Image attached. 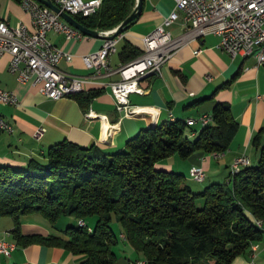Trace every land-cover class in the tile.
Here are the masks:
<instances>
[{
	"label": "trees",
	"instance_id": "1",
	"mask_svg": "<svg viewBox=\"0 0 264 264\" xmlns=\"http://www.w3.org/2000/svg\"><path fill=\"white\" fill-rule=\"evenodd\" d=\"M133 5L134 0H101L94 14L71 17L87 30L107 31ZM129 50L119 53L123 63L140 54ZM95 95L67 97L85 107ZM186 125L175 120L142 129L109 153L63 140L46 149L42 164L31 160L22 170L0 166V217L11 220V240L21 247H61L81 256L78 264H112L114 220L124 241L147 264H230L248 252L250 243L261 240L263 229L256 222L264 225V144L254 165L230 172L227 183H211L193 193L182 175L155 165L172 155L221 154L237 124L227 104L216 102L210 124L191 140ZM32 214L51 226L70 217L90 221L92 227L67 226L61 236H23L21 218Z\"/></svg>",
	"mask_w": 264,
	"mask_h": 264
},
{
	"label": "crops",
	"instance_id": "2",
	"mask_svg": "<svg viewBox=\"0 0 264 264\" xmlns=\"http://www.w3.org/2000/svg\"><path fill=\"white\" fill-rule=\"evenodd\" d=\"M172 8V0H141L138 17L115 41V51L107 58L109 67L124 64L119 55L123 48L141 53L142 38L159 26ZM0 21L9 26L23 24L29 31L32 30L28 15L16 0H0ZM181 22L182 16L178 14V19L163 30L176 37L183 32ZM46 37L53 46L71 56L69 62L60 61L57 68L69 76L84 79L81 84L83 94L96 95L85 107L68 97L46 99L30 84L17 83L14 76L7 72L8 56H2L0 89L12 93L17 105L0 106V117L11 128V133L0 132V166L22 170L31 160L42 164L46 149L63 140L83 148L94 146L102 152H115L140 130L175 120L184 123L191 120L190 124L186 123L185 132L191 140L203 126L210 124V121L202 124L200 118L210 117L216 102L227 104L229 114L237 124L227 150L216 156L195 153L186 160L172 155L158 162L155 168L182 175L197 167L203 172V181L211 184L227 183L231 164L238 157L247 158L249 165L250 162L255 164L258 148L264 144V67L257 66L252 56L237 55L229 59L217 48L218 38L213 35L191 40L180 46L160 67L159 76H147L138 81L141 94L129 95L130 106L153 111L125 118L115 111L110 96L109 86L118 80V76L87 69L81 60L82 56L97 51L103 39L83 35L82 38L64 40L52 32ZM195 51L198 52L194 54ZM87 112L105 117L106 125L97 118L86 119L84 115ZM113 124L117 125L116 129L110 128ZM39 129L43 132L35 139L34 133ZM188 178L193 181L189 175ZM187 186L189 189L198 188L191 183ZM74 225H77V220ZM54 226L32 214L21 218L20 233L23 236H61L63 228ZM262 229L261 240L255 242L254 264H264V225ZM11 230V220L0 217V240L14 244L8 257L0 254V264H78L82 260L81 256L72 255L61 247L16 245L11 240ZM121 236L123 234L118 229L116 240L119 242L112 264H147L142 255L133 251ZM249 260V252H245L230 264H247Z\"/></svg>",
	"mask_w": 264,
	"mask_h": 264
},
{
	"label": "built area",
	"instance_id": "3",
	"mask_svg": "<svg viewBox=\"0 0 264 264\" xmlns=\"http://www.w3.org/2000/svg\"><path fill=\"white\" fill-rule=\"evenodd\" d=\"M60 11L69 16L88 17L99 8L101 0H50ZM173 8L165 16L159 26L142 38L143 50L128 62L111 68L107 58L115 51L114 45L118 36L104 39L100 48L82 56L81 60L87 69L95 72L102 70L105 75L116 74L118 80L109 86L110 96L115 111L122 117L134 118L148 113L150 108L130 106L128 97L141 94L138 81L147 76H159L160 67L183 44L191 40L213 35L218 38L217 48L229 59L235 56H252L257 66L264 67V0H172ZM21 10L28 15L31 31L23 24L9 26L0 21V58L8 56L7 72L14 76L19 84H30L40 95L49 100H58L81 92V84L85 82L79 77L69 76L57 68L60 61L69 62L71 56L53 46L47 39L49 32L58 34L64 40L82 38L83 35L63 21L58 14L33 0H20ZM182 16L183 32L171 37L163 30ZM109 36L112 30L98 32ZM198 51L193 52L196 54ZM16 106L15 96L0 89V106ZM153 111V110H152ZM85 118H97L106 125L105 117L95 116L87 112ZM210 117H201L200 122L206 124ZM191 123V120L185 121ZM104 125V126H105ZM106 127V126H105ZM116 129L117 125H110ZM0 132L11 133L9 124L0 117ZM42 129L35 131L38 138ZM214 156L217 153H211ZM245 157L236 158L230 167L248 165ZM195 182L203 181L200 168L188 170ZM262 226L260 222H256ZM77 224L85 225L82 220ZM90 231V229H89ZM14 244L0 240V254L8 257ZM257 250L255 242L248 246L247 264H254L253 257Z\"/></svg>",
	"mask_w": 264,
	"mask_h": 264
},
{
	"label": "water",
	"instance_id": "4",
	"mask_svg": "<svg viewBox=\"0 0 264 264\" xmlns=\"http://www.w3.org/2000/svg\"><path fill=\"white\" fill-rule=\"evenodd\" d=\"M33 1L39 3L40 5H42L46 8H48L50 11L58 14V16L63 21H65L68 25H70L72 28L77 30L82 35L87 36V37H92V38H102L103 40L104 39H112V38L120 35L121 33H123L125 31L127 24L130 22H133L138 17L139 11H140V6H141V0H134V5H133V8H132L131 12L129 13V15L120 24H118L115 28L111 29L112 30L111 35L102 36L97 31L87 30V29L83 28L82 26H80L77 22L74 21V19L71 16L60 11L55 5H53L50 2V0H33Z\"/></svg>",
	"mask_w": 264,
	"mask_h": 264
},
{
	"label": "rangeland",
	"instance_id": "5",
	"mask_svg": "<svg viewBox=\"0 0 264 264\" xmlns=\"http://www.w3.org/2000/svg\"><path fill=\"white\" fill-rule=\"evenodd\" d=\"M176 158H177V157H176ZM180 159H181V158H180ZM186 159H188V158H186ZM186 159H182V160H186ZM159 162H160V161H159ZM255 163H256V162H255ZM251 165H252V163L250 162V166H251ZM222 168H223V167H222ZM177 174H178V173H177ZM188 175H189V177L191 178V176H190V174H188V172L182 174L184 183L187 184V185H188V183H191L192 185H196V186H198V188L190 189V191L193 192V193H197V192L201 191V190L203 189L204 186H206V185L209 184V183L207 182V180H204L202 183H195V182H193V181H190V179L188 178ZM207 183H208V184H207ZM195 205H196V207L198 208V207L201 206V203L198 201ZM68 219H69L70 221H66V220H68ZM74 222L76 223V220L73 219V218H70V217H60V219L55 223V226H54V227H60V228H63V229H64L66 226H71V225L76 226V225H74ZM66 224H68V225H66ZM77 225H78V224H77ZM54 227H53V228H54ZM86 227H87V229H91V227H92V223H91L90 221H87V222H86ZM110 227H111V230H112L113 234L115 235V237H117V233H118V229H119V227H118L117 223H116L114 220L111 221ZM117 242H119V240H117ZM118 244H119V243H118ZM116 250H117L116 247H114V248H113L114 256H115Z\"/></svg>",
	"mask_w": 264,
	"mask_h": 264
},
{
	"label": "bare ground",
	"instance_id": "6",
	"mask_svg": "<svg viewBox=\"0 0 264 264\" xmlns=\"http://www.w3.org/2000/svg\"><path fill=\"white\" fill-rule=\"evenodd\" d=\"M187 124H190V123H187ZM249 165V163H248ZM248 165H241V166H234L233 169H232V173H235L237 172L240 168L242 169V167L244 168L245 166H248ZM191 176V175H190ZM80 226L84 227L85 225H81ZM258 226L261 227V225L258 224ZM123 238V236H121ZM7 242V241H6Z\"/></svg>",
	"mask_w": 264,
	"mask_h": 264
}]
</instances>
